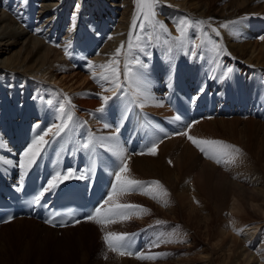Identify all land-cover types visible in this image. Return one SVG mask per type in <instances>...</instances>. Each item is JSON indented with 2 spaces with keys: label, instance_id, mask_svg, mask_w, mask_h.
<instances>
[{
  "label": "bare ground",
  "instance_id": "1",
  "mask_svg": "<svg viewBox=\"0 0 264 264\" xmlns=\"http://www.w3.org/2000/svg\"><path fill=\"white\" fill-rule=\"evenodd\" d=\"M136 7V0H0V113L1 115L7 114L8 119L11 120L15 118V115L21 117L19 123H25L23 119L31 114L40 120L37 125L41 123L43 126H48V123L53 119L60 123L62 120L60 115L65 118L69 112L73 116V112L77 111L78 128L82 123H86L83 124L84 129L78 136L99 138L108 137L114 133L106 115L110 105H115L116 110L124 114H128L130 108L134 110L139 108L145 121L149 123L155 142H158L156 154L159 153V155L158 157L156 155L144 156L141 151L133 154H127L124 151V162L126 161L129 169L125 176L131 177L130 174H133V179L159 181L162 188L157 189L156 194L162 193L163 197L157 198V201L152 199L155 202L151 203L140 194L131 196L141 199L150 210H156L158 215H162L167 220L170 217L175 222L182 220L183 233L175 234L176 242L181 241L184 235L188 234L190 226L198 229L205 227L203 233L209 244L211 241L215 242L219 239V243L216 244L218 250L213 252L212 248L210 253L211 247L208 246V251L206 248V253H203L199 264H220L216 262L217 260H221V264H264V171L259 172L249 162L247 156L244 158L241 155H239V159H235V162L227 163L226 171H222L220 167H216L210 161L203 160L197 154L196 149L186 144L183 137L163 142L172 134L171 121L175 118L164 106L159 89H172L186 85L185 82L180 84L172 79L173 71L175 69L176 72L178 71L177 63H171L168 60L165 63L160 60L156 62V66L162 70L163 76H158L156 68L152 67L155 65L154 61L157 56L161 55L163 59L185 61L189 69L185 68L189 73L197 72L193 62H196V59H206L207 62L215 63L217 70L223 72L224 78L228 80V84L215 82V87L219 86V89L216 87L218 90L225 86L227 89L233 85L238 90L240 88V90L249 91L254 89V85L260 89L264 84V40L260 37H264V35L256 38L254 33L259 35L264 31V0H159L156 7L157 18L159 21L165 18V21L162 22L170 30L171 35L157 30L151 33V44L148 42V37L142 36L144 33L149 36V31L136 33L141 36L140 43L144 49L143 52L137 51L136 56L147 66L144 69L147 73L145 83L147 91L150 92L153 99L141 108L138 105L142 102V97L129 95L123 99L124 96L118 93V98L111 99L105 106V111L103 113L96 111L95 116L88 108L97 110L102 106L103 101L93 100L92 96L96 94L112 96V92L105 90L103 92L102 88L104 87L95 82L93 75L84 76L79 73L71 75L64 72L68 71L67 68H70L71 64L81 59L80 61L86 63L87 67H90L89 62H91L92 70H100L97 73L91 71L99 76L104 70L97 66L108 63L111 55L122 42L125 43L126 48L129 33L132 31L131 25ZM185 18L192 23L195 30L188 34L185 44L180 45L174 40V37L180 35L177 32V22ZM200 20H211L212 27L219 29V36L212 33L207 26H196ZM229 21L235 23L230 24L229 28L220 27L221 24ZM81 22L85 25L84 27L81 26ZM205 32L211 37L212 43H201ZM252 37L256 39L253 43L248 40ZM159 39L163 43H157ZM190 39L194 40L191 45L188 44ZM165 40L168 43H164ZM171 43L174 45L167 47ZM216 44L220 46V52L215 50L214 45ZM196 45H200V47H196ZM65 47L68 48L69 54L65 53ZM255 53H258L257 56ZM192 57L196 59H191ZM202 66L204 63L199 68L197 75L191 76L187 80L193 82L192 86L195 88L206 84L213 85L212 82H207L205 79L206 74ZM62 69H64L63 75L59 78L56 73ZM208 69L212 70L210 67ZM228 69H232V71L229 73ZM120 76L123 82V54L120 57ZM250 76H253L256 82L252 81ZM213 77L215 76L213 75ZM218 77L220 76L218 75ZM80 79L82 81L76 87ZM198 82L199 85L194 86ZM244 82H248L249 85L245 86ZM125 86L127 90H123L124 93L128 91L132 94L135 91L134 87L130 88L127 84ZM110 87L111 85L105 86V88ZM30 89L35 90L33 97L30 96L29 92L32 91ZM141 90H144L143 87ZM31 97L39 100L42 97L46 101L49 108L45 112L47 115L44 116L42 108H37V106V109L32 112L31 109L30 112H26V109L35 103L28 101ZM66 98L70 99L71 105L66 103ZM123 100L128 102L126 107L121 104ZM17 103L20 105L18 106ZM61 106L65 108L63 114L59 111ZM56 108H59L57 109L58 114L54 116L52 112ZM99 113L106 115L104 125L108 124L110 127L105 128L104 125L98 123L103 120ZM169 114L171 115L169 118L156 116ZM167 119L171 121L166 122L168 129L164 128L163 131L160 128V122ZM221 121V124L213 121L208 122L203 129L215 132L217 131L215 127L218 124L223 128L229 127L227 121ZM231 121L234 124L244 122L246 133L264 134V124L252 120V118L246 121L236 118ZM194 130H199V126H195ZM37 131L38 129H35L34 135L37 134ZM34 135L31 136V140V137H26L24 131L19 129L6 135L0 131L1 172L7 168L16 170L18 163L23 159L19 158L13 150H9V145H20L25 139L30 141V145L35 138ZM28 146L25 147V150ZM112 146L115 150L123 149L118 138ZM3 151H6L5 155L2 153ZM115 156L121 161L120 156ZM101 160L104 161V157L101 156ZM120 165L121 162L114 165L113 169L117 170ZM232 173H237V177L231 175ZM245 174H249L251 177L243 178ZM165 190L167 195H164ZM191 197L195 203L191 202ZM231 202H233L231 209L238 215L245 212L249 217L248 214L251 213L258 219L253 220L255 223L249 225L247 224L249 222L244 220L240 230L239 221L243 220V217L229 216V221L231 218L233 219L230 222L228 219H223L222 213L230 209ZM117 222L122 223L125 220ZM10 225L18 227L20 231L29 229L34 235H46L47 239L55 238L54 236L58 235V230L50 229L31 219L13 220L3 226ZM226 225L229 227L228 229H226ZM77 226L76 228H80L84 233L85 228ZM244 227L246 228L243 229ZM70 229L66 228L62 231ZM235 235L240 238V241ZM190 236L194 241L196 240L195 246L193 244L190 247L193 250L199 246L196 244L199 236ZM261 237L262 240H259ZM253 241L257 243L255 249H252L254 247L251 248L248 244ZM120 259L121 261L128 260L127 257ZM175 261L179 264H186L191 260ZM116 262L115 260L114 264Z\"/></svg>",
  "mask_w": 264,
  "mask_h": 264
},
{
  "label": "rangeland",
  "instance_id": "2",
  "mask_svg": "<svg viewBox=\"0 0 264 264\" xmlns=\"http://www.w3.org/2000/svg\"><path fill=\"white\" fill-rule=\"evenodd\" d=\"M162 21H165V18ZM81 26L82 27L85 26V25H83V22H81ZM192 30H195L194 26H193V28H191L189 33H191ZM144 34H142V36L144 38L145 37L147 38L148 34H146V33H144ZM239 39H241V38H239ZM248 40H249V42H252V43L256 41V39L254 37L251 39H248ZM144 41H145V39H144ZM151 41H152V39H151ZM150 43L152 44V42H150ZM157 43L161 44V43H163V41L159 39V40H157ZM193 43H194L193 39H190L188 42L189 45H191ZM173 45H174V43H171L170 45H167V47L173 46ZM257 54L258 53H255V56H257ZM162 57L163 56H161V55H160V57L157 56V58L159 60H162L163 59ZM80 60L81 59H79L75 63L71 64V67L67 68L69 72L67 71L64 73L65 74L66 73L71 74V75H74L75 73H79L80 75L83 74L84 76H88V75L92 76L93 73L91 71H93V72L95 71L96 73L100 71V70H92L89 66H88L89 67L88 68L87 64L83 63ZM164 60H166V61L168 60L170 62H177L179 66L182 65L183 67H184V65L187 64V62H185V61L180 62V61H175V60H169L167 58H164ZM156 62H158V61H156ZM196 62H198V63L204 62V66H202V69L205 71V74H206V75L204 74L206 76L205 79L207 80V82L208 81L212 82V84H213L212 86L214 88L218 87V89H219V86L215 87V85H216L215 82H218V81H219L218 83H222V82L224 83L225 82V84H228V80H226L224 78L223 72H220L217 70V65H215V63L205 62V61H202L201 59L196 61ZM196 66H198V65L196 64ZM200 67H201V65L198 66V68H200ZM208 67H210L212 70H209ZM87 68H88V70H87ZM223 68H224V66H223ZM63 71H64V69H62L61 71H58L57 72L58 74L56 73V76L61 78L63 75V73H62ZM184 74L186 76L188 75V73L185 71V68H184ZM213 75L215 77H213ZM218 75L220 77H218ZM193 77H195V76H193ZM216 78H217V80H216ZM250 78L252 81L256 82V80L253 76H250ZM79 81L80 82L76 85V87H78V85L81 83L82 80L80 79ZM196 85H199V82L197 84H195L194 86H196ZM105 86L108 87V85H105ZM105 86H104V88H105ZM201 86L203 87V85H201ZM104 88H102L103 92H104ZM221 89H222L221 93H223L226 90V86L224 88H221ZM30 90H32V89H30ZM34 92H35V90H32L31 92H29L30 96L33 97ZM20 93H22V91H20ZM101 96L102 95L96 94L92 97H93V100L102 101V99L100 98ZM34 100H35V98H33V101ZM41 101H44V100L42 98L40 100L37 99V102L41 103L38 105L40 106V108H42V111H43L42 113L44 115V114H46L45 112H47L49 110V108L46 104V101H44V103H42ZM57 109H59V108H56V110H54L52 112L53 113L52 115L56 116V114H58ZM88 110L92 111L93 114H95V116H96V114H97L96 110H93L92 108H88ZM0 115H1V113H0ZM99 116L101 117L102 115L99 113ZM60 117L62 118V120L64 119V116L60 115ZM76 117H78V114H77V111H74L73 112V121L71 124L73 129L78 125ZM15 118H19L18 119L19 121L21 119V117L16 116V115H15ZM234 119H236V118H231V119L213 118V119H209V120H205V121L202 120L201 122H198L197 124H194L192 126V128L189 132V135L196 137L198 139L224 141L227 144L234 145V146L238 147L239 149L242 150V153L239 155L243 156L244 158H246V156H247L249 158L248 159L249 162L253 165V167H255L259 172L262 173V171H264V134L263 133H258V134L246 133L244 131L245 123L239 122V123L234 124V122L231 121ZM250 119L251 118H248V119H244L242 121H246V120H250ZM10 120L11 119H8V121H10ZM221 120L227 121V123L229 124V127H227V128L221 127L220 126V124L222 123ZM252 120H255V119L252 118ZM211 121L220 123L215 127L217 130L215 132H212L210 130H208L209 131L208 132V131L203 129L204 127H206L205 125H207V123L211 122ZM258 122H260V121H258ZM260 123H263V122H260ZM20 124H21V122H20ZM54 124H58V121H56L55 119L51 120L48 123V126H43L40 123V125L35 126L32 135H34L35 129H38L37 134L34 135V137L36 138L39 134H43V132H45L47 129L52 127ZM148 125H149V123H148ZM197 125L199 126V130L193 131V129ZM200 129H202V130H200ZM55 131H56V129L53 127V132H55ZM49 135H52V134L49 133ZM48 136H46L45 138L47 139ZM188 136L186 137V139L184 138L185 141L187 142L186 144L189 145L190 147H193L194 149H196V146L188 139ZM24 151H25V149L20 152L21 154L17 153L19 158H23ZM196 151H197V154L200 155V153L198 152L197 149H196ZM2 153H3V155H5L6 151H3ZM155 155H156V157H158L159 153L155 154ZM239 155H237L236 158L239 159ZM203 160H205V159H203ZM170 164L171 163H169V165ZM16 171L19 172V171H21V169L17 166ZM231 175H233L234 177H237V173H232ZM249 176L251 177V175L245 174L243 176V178L247 179V178H249ZM115 196H116V194L113 195V199L115 198ZM126 198L128 200L117 199L115 204L119 203V204L143 205L144 207H146L147 209L150 210V208L145 203H143L141 199L134 198L131 195L127 196ZM132 198L134 199V200H132L133 202L131 201ZM191 198H192L191 202L195 203L194 202L195 200H193V197H191ZM113 199H112V201H109V203L113 202ZM155 200L157 201V199H155ZM155 200H150L149 202L153 203V201L155 202ZM232 205H233V202L230 203V206H229L230 209H228L227 211H224L223 212L224 214L222 213L223 219H225V220L228 219V221H229V218H230L229 216L234 217V216L238 215L235 211H233L231 209ZM111 207H113V206L111 205ZM101 210H103L101 213V217H103V214L105 212H107V210L104 209V206ZM155 211L156 210H150L149 212H145V213H142L140 215H132L131 218L125 220V222L107 223L104 225V227L99 226V225H94V224L90 223V221L84 222V223H79L78 224L79 226H77V225L76 226L85 228L84 233H82L83 230H81L80 228H76V226H74L73 228H71L68 231L58 230L57 237L56 236H54L55 238L50 237V239H47L46 235H42V236L34 235V234H32V232L29 229H25L26 231L24 229H22L20 231L19 228L14 226V225H10L7 227L0 226V264H114L115 260L117 261L116 264H158V263H166V262H170L171 264H179L175 260H181L184 262L191 260L186 264H199V261L202 259L203 253H206L205 252L206 248L208 251V246H209V248L211 247L209 249V251L214 249L213 252H215V250L217 249L216 244L219 243V239L216 240L215 242L211 241L209 244L207 242L208 240L206 239V237L203 233V232H205L204 231L205 227L198 229L196 227L190 226L191 229L189 232H187L188 234H185L186 236L184 235V237L182 238L181 241L176 242L177 238L175 237V234L179 233V232L183 233L184 224H183L182 220H180L181 222H175V220L172 217L168 218V220H167L162 215H158L157 211L156 212ZM246 214L247 213L243 212L242 215H240V214L238 215L239 218L243 217L242 218L243 220L239 221L240 230L242 227L241 224L243 222H245V221L249 222V223H247L249 225V224L255 223V221H253V220L258 219V217H256V215H254V214H251V213L248 214L249 217H247ZM99 218L100 217H97V220ZM249 218L252 220L250 221ZM158 220L162 221L163 223L158 225L156 223ZM231 220H233V219L231 218ZM117 221H119V219ZM118 223H120V224H118ZM228 226H229V224H228ZM228 226L226 225V229L229 228ZM24 227H26V226H24ZM26 228H30V227H26ZM245 228L246 227H244L243 229H245ZM192 230H194V231H192ZM108 232L128 233V234H131L133 237L139 236L142 239L145 238V239L151 240L150 243L146 245L147 247L144 246L145 248H142L141 253H144L145 256H151L154 258H152V259H138L136 254L131 255V256H129V255L121 256V255H119L118 252H113L111 250H107V248L104 246V237L102 236L100 238V236L103 235L104 233L106 235ZM196 232H197V234H196ZM234 234H236V233H234ZM190 235L199 236V238H197L199 240L196 243L199 246L193 250L190 247H192L193 244L195 246L194 242L196 240L194 241ZM235 237L238 239V241H240V238H238L237 235H235ZM42 239H45V240H42ZM220 244H221V242H220ZM210 253H211V251H210ZM119 257L120 258H126L127 257L128 260L127 261H121V259ZM216 262L221 264V260L220 261L217 260Z\"/></svg>",
  "mask_w": 264,
  "mask_h": 264
},
{
  "label": "snow or ice",
  "instance_id": "3",
  "mask_svg": "<svg viewBox=\"0 0 264 264\" xmlns=\"http://www.w3.org/2000/svg\"><path fill=\"white\" fill-rule=\"evenodd\" d=\"M158 4L159 0H136V13L133 16L131 25L132 31L129 33L126 48L125 43L122 42L120 46L115 50V52L111 55L108 63L97 66L100 69H103L104 71L99 76L93 73V79L98 84H101L102 87H104V84L111 85L110 88H104V90L112 92V96L102 95L100 97L103 101V104L100 108L96 110L97 112L103 113L105 111V106L108 104V102L111 99L118 98V93L122 95H128V93L123 92L125 84H127L130 88H135V91L132 93L133 95L143 98L142 102L138 105L139 107L143 108L145 103L153 99L150 92L147 91V84L145 83L147 79V73L144 71V69L147 66L136 56L137 51H144L140 43L142 38L136 33H144L146 31H149V43L152 39L151 33L156 32L157 30L166 35H171V32L167 28V26L162 21H159L157 18L156 7ZM233 23L235 22L229 21L228 23L221 24L220 27L229 28L230 24ZM196 26H207L211 29L212 33H215L217 36H219L220 34L218 28L212 27L211 20H200L197 22ZM192 27V23H190L187 18L178 21L177 32H179L180 35L174 37V40L178 44L184 45L188 39V33ZM158 38L159 37L157 36V39ZM260 39L264 40V37H260ZM204 42L212 43L211 37L207 32L203 34V39L201 43ZM164 43H168V41L165 40ZM196 47H200V45H196ZM214 47L217 52L221 51V48L218 44L214 45ZM65 53L69 54L67 47H65ZM122 54L124 57L123 82L121 81L120 76V57ZM89 65L91 67V62H89ZM227 71L230 73L232 69H228ZM142 87L144 90H141ZM66 103L71 105L70 99L66 98ZM59 111L63 114L65 112V108L61 106ZM72 121L73 116L69 112L60 123L54 124L52 127L43 132V134H39L36 138H34L31 144L24 151L23 159L18 163V167L26 172L32 165L36 163L37 158L42 155L43 148L48 143H50V141L46 140L45 137L48 136L49 133H51L54 137L60 136L71 126ZM53 127L56 129L55 132H53ZM104 127L108 128L110 126L108 124H105ZM118 133L119 128L117 127L116 131L110 136L99 138L93 136L81 145L83 149H91L92 151H94L95 147L99 145L100 147L105 148L108 152H111L121 157V167L118 169L117 172L114 173L116 183L112 186L111 194L107 196V198L103 201V204H108L109 201H112L113 195L116 194L118 191L121 193L143 191L144 194L152 195L154 199L157 198L154 193L157 191V189L162 188L159 181L145 182L135 179H129L125 176V173L128 172L129 169L127 163L124 162V150L119 149L117 151L112 146L113 142L117 140ZM188 139L202 153H204L207 158L214 159L217 164H220L221 162H235L236 156L242 153L241 149L234 145L227 144L224 141L198 139L190 135L188 136ZM157 143L158 142H153L149 145L148 152L150 154H156ZM85 175V172L82 171L77 173L74 169H65L63 170V172H56L50 177L46 187H44L43 190L37 195L35 202L39 203L40 199L46 193L55 191V189L59 187L60 183L73 178L82 179L85 178ZM164 195H167L166 190L164 192ZM103 204L101 206H98L94 210L96 217H101V209L103 207ZM149 211L150 210L144 207L143 205L118 203L115 204L113 207L109 208L107 212L103 214L102 220H98L97 222L116 223L118 219L121 221L127 220L130 219L132 215H140ZM48 222L51 223V221ZM156 223L159 225L163 222L158 220ZM104 240L106 241L107 246L111 251L118 252L121 256L134 255L132 251L134 238L131 234L108 232L104 236ZM136 255L138 259L154 258L151 256H145L144 253H138Z\"/></svg>",
  "mask_w": 264,
  "mask_h": 264
}]
</instances>
